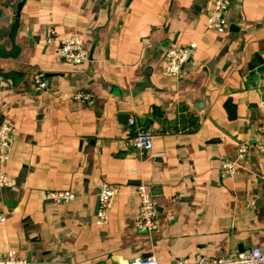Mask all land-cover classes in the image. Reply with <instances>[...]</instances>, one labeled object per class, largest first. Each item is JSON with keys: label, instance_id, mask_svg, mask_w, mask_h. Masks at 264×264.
Returning <instances> with one entry per match:
<instances>
[{"label": "crops", "instance_id": "1", "mask_svg": "<svg viewBox=\"0 0 264 264\" xmlns=\"http://www.w3.org/2000/svg\"><path fill=\"white\" fill-rule=\"evenodd\" d=\"M212 3L0 0V45L11 48L20 6L21 48L0 59L13 74L0 76V122L14 129L0 172L15 180L0 188V254L31 264H169L264 246V154L252 148L238 175L220 176L264 124V0H231L222 33L206 30ZM74 34L87 54L78 65L59 55ZM190 42L181 75H166V50ZM139 130L153 133L151 150L133 148ZM101 181L121 189L106 225L96 223ZM140 181L159 211L153 232L138 228ZM46 190L75 197L56 202Z\"/></svg>", "mask_w": 264, "mask_h": 264}, {"label": "built area", "instance_id": "2", "mask_svg": "<svg viewBox=\"0 0 264 264\" xmlns=\"http://www.w3.org/2000/svg\"><path fill=\"white\" fill-rule=\"evenodd\" d=\"M231 0H213L206 24L207 31L222 33L226 29V13ZM48 42L54 41L52 36L47 39ZM197 47L196 42H190L184 45H174L169 47L165 53L164 72L168 76H180L183 66L188 62ZM60 57L70 64H81L87 60V54L84 50L83 40L79 35H72L59 44ZM38 90L46 89L48 83L43 78L36 79ZM83 103H89L91 97L89 94L79 92L74 96ZM133 120L130 125H134ZM14 142V129L10 123L0 122V164L4 165L9 161L12 146ZM132 146L135 149L149 151L153 148V133L150 130H139L132 138ZM255 148L256 151L264 154V124L260 127L257 136L254 138V144L242 142L237 147V157L235 160H225L220 166V176L222 178L238 175L243 169V161ZM14 178L8 176L4 171L0 172V188L13 186ZM121 192L117 184H111L107 181H101L98 184V213L96 223L106 225L109 222V209L114 198ZM136 192L139 196L140 205L138 211V228L143 231L153 232L159 226V211L156 206L150 186L140 181ZM45 199H51L56 202H67L74 199L75 194L71 190H46L43 191ZM6 216L0 212V222L4 223ZM0 264H31L30 261L20 258L16 252L9 251L0 254ZM125 264H164L157 258L142 257L127 261ZM169 264H264V246L252 247L237 255L223 257H208L199 253L194 260L180 259Z\"/></svg>", "mask_w": 264, "mask_h": 264}, {"label": "water", "instance_id": "3", "mask_svg": "<svg viewBox=\"0 0 264 264\" xmlns=\"http://www.w3.org/2000/svg\"><path fill=\"white\" fill-rule=\"evenodd\" d=\"M19 13H20V6L18 7L16 20L11 28L10 32V42H11V48H6L4 45H0V59H10V58H16L19 56L20 53V46L16 44V34L19 28ZM0 76L3 78H13V74L9 72H5L0 64Z\"/></svg>", "mask_w": 264, "mask_h": 264}]
</instances>
